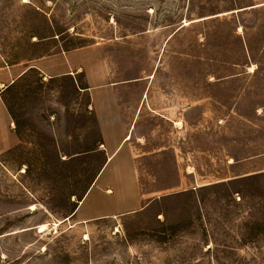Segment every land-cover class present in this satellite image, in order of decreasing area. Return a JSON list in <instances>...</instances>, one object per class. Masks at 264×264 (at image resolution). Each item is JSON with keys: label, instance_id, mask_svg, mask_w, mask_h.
Returning <instances> with one entry per match:
<instances>
[{"label": "rangeland", "instance_id": "374dc122", "mask_svg": "<svg viewBox=\"0 0 264 264\" xmlns=\"http://www.w3.org/2000/svg\"><path fill=\"white\" fill-rule=\"evenodd\" d=\"M99 43L127 76L162 60L179 94L181 120L146 116L134 140L148 205L71 220L100 124L76 82L31 70L5 95L21 143L0 163V264H264V0H0V67Z\"/></svg>", "mask_w": 264, "mask_h": 264}, {"label": "crops", "instance_id": "0c3cea01", "mask_svg": "<svg viewBox=\"0 0 264 264\" xmlns=\"http://www.w3.org/2000/svg\"><path fill=\"white\" fill-rule=\"evenodd\" d=\"M112 48L109 44H92L59 50L34 60L29 67L23 64L0 67L2 164L21 143L5 95L29 71H38L46 80H73L83 94L90 96L91 110L99 121L102 134L100 152L106 161L71 217L78 224L118 219L139 213L148 205L141 190L138 148L134 141L136 137H142L139 136L143 126L141 121H146V116L166 121L181 120L165 116L174 110L179 94L177 90L170 92L164 84L162 60H158L154 71L144 78L127 76L123 72L124 66L114 62ZM173 123L182 125L181 122Z\"/></svg>", "mask_w": 264, "mask_h": 264}, {"label": "bare ground", "instance_id": "6f19581e", "mask_svg": "<svg viewBox=\"0 0 264 264\" xmlns=\"http://www.w3.org/2000/svg\"><path fill=\"white\" fill-rule=\"evenodd\" d=\"M187 25H188V23H187ZM32 210H33V211H36V210H37L36 206H33V207H32ZM41 229H42L43 232H44V231H47V230H48V225H44V226H42Z\"/></svg>", "mask_w": 264, "mask_h": 264}]
</instances>
